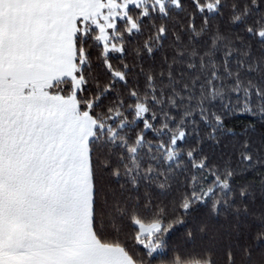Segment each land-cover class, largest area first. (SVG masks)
Segmentation results:
<instances>
[{
  "label": "snow or ice",
  "instance_id": "snow-or-ice-1",
  "mask_svg": "<svg viewBox=\"0 0 264 264\" xmlns=\"http://www.w3.org/2000/svg\"><path fill=\"white\" fill-rule=\"evenodd\" d=\"M0 264H264V0H0Z\"/></svg>",
  "mask_w": 264,
  "mask_h": 264
}]
</instances>
